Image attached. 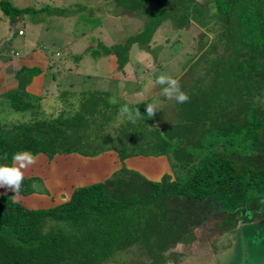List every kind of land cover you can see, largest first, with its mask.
Returning <instances> with one entry per match:
<instances>
[{
	"label": "trees",
	"instance_id": "1",
	"mask_svg": "<svg viewBox=\"0 0 264 264\" xmlns=\"http://www.w3.org/2000/svg\"><path fill=\"white\" fill-rule=\"evenodd\" d=\"M114 1L116 7L139 16L142 24L136 35L112 49L101 46L102 54L114 56L118 70L129 63L133 45L152 44L155 30L168 21L176 33L189 24L204 28L207 43L190 65L201 62L203 71L194 76L189 70L176 78L189 96L183 104L164 97L161 85L151 91L161 92L162 103L171 101L173 113L172 120L159 121L154 128L153 142L145 137V152L128 147L136 134L143 136L140 129L133 130L134 123L118 128V139L96 124L107 112L98 109L100 91L93 92L95 97L88 90L89 99L83 92L84 103L71 115L0 123V165L12 166L13 154L22 151L48 159L115 151L120 163L105 180L78 186L50 207L27 208L13 199V192L0 194V264H102L134 245L159 263L174 244L189 248L187 241H192V247L200 248L196 229L190 230L196 223L187 205L207 199L224 212L220 223L225 230L241 212L264 217V0H205L202 5L197 0ZM49 7L17 8L0 0V10L13 26L24 23L28 14H63L59 8L49 12ZM190 41L191 50L196 41ZM185 53L191 55L189 50ZM52 68L53 63L48 69ZM23 70L29 79L42 73L38 68ZM29 93L30 88L19 83L7 99L15 111L36 108L40 97ZM151 98L134 108L143 121L154 124L155 115H146ZM115 140L127 147L117 146ZM138 155L165 156L170 173L150 181L130 171L124 160ZM37 184L41 186L37 177H25L15 195L36 193Z\"/></svg>",
	"mask_w": 264,
	"mask_h": 264
},
{
	"label": "rangeland",
	"instance_id": "2",
	"mask_svg": "<svg viewBox=\"0 0 264 264\" xmlns=\"http://www.w3.org/2000/svg\"><path fill=\"white\" fill-rule=\"evenodd\" d=\"M9 1L17 8H41L48 5L50 6L49 12L57 13L54 8H59L63 14L50 13L46 16L37 13L24 16L23 22L29 21L37 24L33 26L25 24L26 36L20 37V40L25 43L29 42L36 48L44 49V53L52 58L55 66L47 72L34 75V78H37L36 81L40 82L39 89H30L34 97H40L36 108L15 111L7 98H0L1 124L13 125L29 123L40 118L52 119L60 113L71 115L75 110L78 111L84 103L83 92L88 93L90 90L92 91H89L90 94L96 97L93 92L100 91L101 93L97 96L100 101L98 109L107 108V112L106 116L97 117L96 124H101L108 134L118 139V128L126 127L129 122L134 123L133 130L140 129L143 136L136 134L132 142L126 145L129 148L133 147L135 151L145 152L148 147L144 145L145 137H152V131L155 127H159V121L172 120L171 101L162 103L159 100L161 92L151 95V91L159 85L156 83V78L161 74L177 78L182 74L185 75L189 70L196 76L203 71L204 65L201 62L190 66L198 59L201 48H205L207 43L204 28L195 24H189L180 29L182 33H176L168 21L164 22L155 30V40L152 44L149 42L148 46L133 45L130 48L129 63L121 72L117 69L114 56L102 54L101 46L112 49L129 36L136 35L142 24L139 16L116 7L114 0ZM200 1L203 3L205 0ZM20 23L21 21L18 25ZM13 30L14 26L0 10V45L7 41L8 35H11ZM191 37L195 38L196 47L190 50L188 47ZM175 38L177 39L176 44L173 43ZM87 50L97 53L84 66L83 75L69 64V60L61 64V61L66 59L67 53L75 59L83 58L79 60L83 62ZM187 50L191 52L192 57L187 56L185 53ZM57 52L58 57H56ZM71 57L69 59L74 60ZM43 91L45 96L42 95ZM85 96L86 99L90 98L89 93ZM151 96L152 98L149 103L147 101L146 105L152 104L157 108L159 106L155 111V125L143 121L141 112L137 117L135 115L137 109L134 108V104ZM110 98H115L117 103H109ZM125 104L132 110L131 119L118 115L120 107ZM159 112L166 113L167 117H161L164 114H159ZM96 124L91 123V127L99 129V125ZM155 139L151 138V141ZM115 142L119 147H127L124 143L116 140ZM134 157L136 156L127 159ZM125 167L128 169L127 164ZM129 170L143 176L133 168ZM35 189L41 190V186L37 184ZM187 206L191 209L189 215L196 223L194 227L191 226L190 230L196 229V240L200 248L192 247V241H187L189 248L185 245L179 248L181 242L174 244L163 254L164 258L158 263L139 245H134L115 252L102 264H264V217L256 213L251 215L241 212L232 227L225 230V226H222L220 221L226 216L214 202L207 199L196 205L188 204ZM263 207L264 204L261 205V208ZM252 218H257V220L253 221ZM189 237L192 238L190 235Z\"/></svg>",
	"mask_w": 264,
	"mask_h": 264
},
{
	"label": "crops",
	"instance_id": "3",
	"mask_svg": "<svg viewBox=\"0 0 264 264\" xmlns=\"http://www.w3.org/2000/svg\"><path fill=\"white\" fill-rule=\"evenodd\" d=\"M25 24L33 26L37 23L25 21L20 25H14L12 34L8 35L7 41L0 45V98H7L9 93L17 89L19 83H24L28 89H39L40 82L36 81L37 78H25L26 71L23 69L38 68L45 72L50 66V57L44 53V49L36 48L29 42L25 43L20 40V37L26 36ZM17 30H22L23 35H15ZM87 51L83 62L79 61L83 58L75 59L70 56V53H67L66 59L61 61V64L69 60V64L73 65L78 73L83 75L84 66L91 60V57L96 56V51ZM69 57L74 60H70ZM75 60L77 61L75 62ZM43 94L45 93L43 92ZM34 157L37 162L25 172V177H37L44 190L26 196H13V199L27 208H46L60 204L74 188L101 182L120 167L115 151H105L93 157H85L79 154H56L52 159H48L43 154ZM124 163L127 164L128 169L133 168L152 181H158L162 175L170 173L165 156H149L147 158L136 156L125 159ZM4 193H12V191L0 188V194Z\"/></svg>",
	"mask_w": 264,
	"mask_h": 264
},
{
	"label": "clouds",
	"instance_id": "4",
	"mask_svg": "<svg viewBox=\"0 0 264 264\" xmlns=\"http://www.w3.org/2000/svg\"><path fill=\"white\" fill-rule=\"evenodd\" d=\"M40 15H44V13ZM17 35L19 36L23 35V31L17 30ZM14 54L17 55V53ZM58 56L59 54L57 52L56 57ZM52 63L54 67L55 63L53 62L52 58H50V64ZM156 83L162 86L161 94L167 99L170 100L174 99L177 103L180 104H183L189 100V96L185 92L181 91L180 83L178 79L172 78L165 74H161L156 78ZM42 95L45 96L46 94L42 93ZM109 103L115 104L117 103V101L115 100V98H110ZM157 109L158 108L155 107L154 105L148 104L146 107L147 117L149 118L153 117ZM118 115L120 117L127 116L129 119L133 117L132 110H130V108L126 104L120 107ZM135 115L137 117L140 115L139 110H136ZM12 161H13L12 166L0 165V188H6L12 191L15 195L17 192H19L23 184L25 178V172L33 165H35L37 161L36 158L28 151L14 153L12 156Z\"/></svg>",
	"mask_w": 264,
	"mask_h": 264
},
{
	"label": "water",
	"instance_id": "5",
	"mask_svg": "<svg viewBox=\"0 0 264 264\" xmlns=\"http://www.w3.org/2000/svg\"><path fill=\"white\" fill-rule=\"evenodd\" d=\"M200 5H202V2L200 0H197Z\"/></svg>",
	"mask_w": 264,
	"mask_h": 264
},
{
	"label": "built area",
	"instance_id": "6",
	"mask_svg": "<svg viewBox=\"0 0 264 264\" xmlns=\"http://www.w3.org/2000/svg\"><path fill=\"white\" fill-rule=\"evenodd\" d=\"M21 33V32H20Z\"/></svg>",
	"mask_w": 264,
	"mask_h": 264
}]
</instances>
